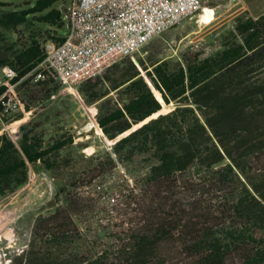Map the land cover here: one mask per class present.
Segmentation results:
<instances>
[{
  "label": "trees",
  "instance_id": "obj_1",
  "mask_svg": "<svg viewBox=\"0 0 264 264\" xmlns=\"http://www.w3.org/2000/svg\"><path fill=\"white\" fill-rule=\"evenodd\" d=\"M59 1L0 0V69L34 114L16 138L0 133V201L34 167L55 184L8 264H264V13L237 17L209 51L140 53L81 83L111 142L86 155L37 112L62 84L46 70L35 80L45 43L64 39ZM9 86L3 125L24 116Z\"/></svg>",
  "mask_w": 264,
  "mask_h": 264
},
{
  "label": "rangeland",
  "instance_id": "obj_2",
  "mask_svg": "<svg viewBox=\"0 0 264 264\" xmlns=\"http://www.w3.org/2000/svg\"><path fill=\"white\" fill-rule=\"evenodd\" d=\"M201 1L202 9L197 15L186 18L130 57L135 60L140 53L142 57L147 53H157L160 56L176 58L189 46L209 51L213 36L232 28L237 17H256L264 13V0ZM69 3L70 0H60L56 7L64 13ZM143 49H147L146 53L142 51ZM1 83H7L2 69ZM79 85L67 87L61 84L60 90L37 112L40 113L41 119L48 118L54 125L63 126L74 135L76 142L87 145L83 152L89 155L95 149L108 147L111 142L98 130L93 116L94 108L84 104L78 93ZM7 97L8 101L18 105L24 116L21 120L8 125L0 122V133L6 131L16 138L18 127L29 121L34 114L23 110L20 98L12 86L9 87ZM168 110L169 107L163 108L164 113ZM54 191L53 179L34 167L30 171L29 182L13 195L0 201V264H8L11 257L24 248L27 231L36 217L52 210Z\"/></svg>",
  "mask_w": 264,
  "mask_h": 264
},
{
  "label": "built area",
  "instance_id": "obj_3",
  "mask_svg": "<svg viewBox=\"0 0 264 264\" xmlns=\"http://www.w3.org/2000/svg\"><path fill=\"white\" fill-rule=\"evenodd\" d=\"M201 9V0H70L64 39L45 45L35 80L45 70L67 87L95 79ZM2 72L9 86L15 73Z\"/></svg>",
  "mask_w": 264,
  "mask_h": 264
},
{
  "label": "water",
  "instance_id": "obj_4",
  "mask_svg": "<svg viewBox=\"0 0 264 264\" xmlns=\"http://www.w3.org/2000/svg\"><path fill=\"white\" fill-rule=\"evenodd\" d=\"M143 77H144V79L146 80V82L149 84L147 78H145V76H143ZM149 85H150V84H149ZM150 87H151V85H150ZM151 89H152V87H151ZM119 138H121V137H118L116 140H118Z\"/></svg>",
  "mask_w": 264,
  "mask_h": 264
},
{
  "label": "bare ground",
  "instance_id": "obj_5",
  "mask_svg": "<svg viewBox=\"0 0 264 264\" xmlns=\"http://www.w3.org/2000/svg\"><path fill=\"white\" fill-rule=\"evenodd\" d=\"M99 130V129H98Z\"/></svg>",
  "mask_w": 264,
  "mask_h": 264
}]
</instances>
